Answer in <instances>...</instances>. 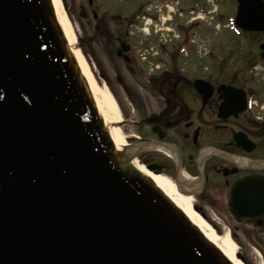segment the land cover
Here are the masks:
<instances>
[{
    "label": "water",
    "instance_id": "1",
    "mask_svg": "<svg viewBox=\"0 0 264 264\" xmlns=\"http://www.w3.org/2000/svg\"><path fill=\"white\" fill-rule=\"evenodd\" d=\"M238 3L244 30H264L263 0ZM103 128L51 0H0V264H164L179 239L230 264ZM134 213L159 233H137Z\"/></svg>",
    "mask_w": 264,
    "mask_h": 264
},
{
    "label": "flooded vegetation",
    "instance_id": "2",
    "mask_svg": "<svg viewBox=\"0 0 264 264\" xmlns=\"http://www.w3.org/2000/svg\"><path fill=\"white\" fill-rule=\"evenodd\" d=\"M113 1L117 2L120 15L124 16L123 8L127 0ZM134 2L132 0L131 4L140 11L144 10V6H137ZM123 18L125 21L121 26L124 27L121 28V37L117 39H123L129 44L132 39L128 37L126 29L134 25V14ZM94 20L98 21L97 16H94ZM96 31L99 29L96 28ZM249 36L253 41L249 40L246 48L249 50L248 55L245 52L242 55L246 62L240 61L241 56L238 57L236 53L227 58L219 56L214 62V69L204 78L179 73L164 81L161 87L155 88V94L162 97L165 108L158 109L159 114L153 115L152 119L159 126L158 129L166 139L163 144L169 148L173 157L169 160L170 166L161 161L154 164L158 170L167 169L175 182H178L180 167L196 178L195 183L185 190L194 195L199 203L201 201L224 208L235 223V237H238L241 226L246 224L252 227L251 231H246L249 237L257 233L264 238V70H252L257 63L262 62L264 33ZM111 43L113 41L107 37V46H111ZM111 47L114 52V46ZM132 51L131 45L126 56L133 62ZM239 62L241 65L246 64L247 68H238ZM261 64L264 66L263 62ZM130 77H137V73L130 74ZM196 80L209 83L205 88L212 92L210 97L200 93L194 85ZM223 87L232 88L226 91H231L229 95L235 107L234 113L224 119L219 117V107L226 99L224 90H221ZM122 88L126 93L133 89L125 83ZM171 136L174 139L168 141ZM155 139L160 143L159 137ZM207 149H212V152L204 161L198 159L203 150L207 153ZM252 176L259 177L262 183L258 184V193L253 194L258 197L254 200L256 205L253 208L257 218L239 221L231 214L229 207L232 187L236 182ZM199 210L205 216L201 207ZM241 234L244 235L243 232Z\"/></svg>",
    "mask_w": 264,
    "mask_h": 264
},
{
    "label": "rangeland",
    "instance_id": "3",
    "mask_svg": "<svg viewBox=\"0 0 264 264\" xmlns=\"http://www.w3.org/2000/svg\"><path fill=\"white\" fill-rule=\"evenodd\" d=\"M189 6L195 5V7L206 6L208 1H197V0H188ZM212 1V0H210ZM219 4L217 17L211 18L205 16H200L201 20L204 19L205 22L201 23L202 25L193 27L198 31L199 35H202L201 40H198L197 51L203 55L207 51L211 52L212 55L218 56V51L222 50V45L227 46L228 44L232 45L235 43L236 38L231 32L226 30L228 28V15L234 14L235 0H214ZM63 5V10L67 15V18L70 24L73 27L75 34L77 35V41L74 48L80 51L88 63L90 69L93 72L99 87L112 96L117 104L119 113L123 122L118 126L122 132L128 137L130 135H140L145 144H147L150 139L156 140L150 133V123H147V117L157 116L159 114L158 107L165 108V103L162 97H158L155 94V91L151 89V85L147 83V79L144 75H138L136 78H131L128 74V68L126 64L116 57V48L119 47V42L117 38L121 36V28H123L122 22L125 21L123 17H130L135 14V10L129 6H126L124 9V16L120 15V7L116 1L113 0H93V6H88V0H61ZM169 0H158V4H153L149 7V10L152 14H162L163 19H161L160 25H156L157 32L159 35L157 37L161 39H172L168 38L165 33L167 28L164 29L162 23L166 22V19L169 18L170 10L167 8ZM180 7L183 11H187L189 7L186 3L181 2ZM155 6V7H154ZM82 16L87 19H84ZM94 16H97L98 21L94 20ZM191 13L182 14V19L179 20L180 25L183 23L187 26L190 22ZM139 22H135V27L133 32L136 34L140 33L137 30L139 27ZM211 24V25H209ZM217 25V26H216ZM96 28L99 31H96ZM186 28V27H185ZM218 28V31H217ZM217 31V32H216ZM219 32V33H218ZM152 35L141 33L139 39L136 40L135 45H140V42L152 45L155 42V34L153 30L151 31ZM177 33H180L178 30ZM217 35H216V34ZM109 38L113 41L111 46H114L115 50L112 52V47L107 46L106 38ZM260 39V38H259ZM253 41L250 37L244 36L241 38L238 43L235 45L236 55L241 56L240 61H245L242 57L245 52L248 55L249 50L248 43ZM255 41V40H254ZM170 45L171 43L168 42ZM226 52L224 51L223 54ZM211 59L216 61V58L212 57ZM193 56H191V60ZM203 67L209 65L212 67V61L210 59H204V61H198ZM246 62V61H245ZM257 62H261L257 60ZM256 62V63H257ZM262 63V62H261ZM257 63L259 67L256 70L263 69V65ZM240 69L247 68L246 64L241 65L238 63ZM199 78H204L205 75L198 73ZM121 81V82H119ZM133 87L129 89L126 93L124 88L121 86L123 84ZM172 133V132H171ZM137 135V136H138ZM174 136L169 137L168 141H172ZM149 140V141H148ZM146 146V145H145ZM148 147V146H147ZM150 147V146H149ZM146 161H149V158L143 156ZM158 159V158H155ZM208 203H196L198 207H201L204 211H207L209 219H214L219 223L224 224L223 233L219 231V235L222 236L225 233H229V230L234 231L235 223L229 217L225 209H221L219 205H207ZM208 223V217H204ZM243 226V227H242ZM241 229L238 230V237H234V242L238 246L239 253L243 256L247 264H264V238L259 234L255 233L254 237H249L246 231H251L252 227H248L246 224L242 225ZM214 227V226H213ZM217 229L216 227H214ZM218 230V229H217ZM244 233L241 234V233ZM256 248V250H254Z\"/></svg>",
    "mask_w": 264,
    "mask_h": 264
},
{
    "label": "bare ground",
    "instance_id": "4",
    "mask_svg": "<svg viewBox=\"0 0 264 264\" xmlns=\"http://www.w3.org/2000/svg\"><path fill=\"white\" fill-rule=\"evenodd\" d=\"M52 2L69 47L73 51L82 74L89 84L97 112L99 113L100 118L104 121L105 128L103 129L109 133L111 137L116 157H120V159L126 163V167L139 171L146 179L151 180L160 194L163 195V197L166 198L176 209L181 211L191 221V223L199 229L206 240L218 252L225 256L226 260L230 261L232 264H247L243 256L239 253L238 246L235 244V240L233 239V236L231 237L230 232L225 236L219 235V231L222 232L224 230V224L219 223L214 219H209L207 211H203L205 215L204 217H208L206 219L211 222L208 223L205 218H203V214L196 205L192 194L185 190L187 186L195 183L196 178H193L188 171L180 167L179 174L177 175V181L181 186V190H179L175 182L172 181L174 180V177L169 171H167V169L154 170L151 168L155 162L159 161L166 164V166H170L169 160H172L171 156L173 157V155L169 152L168 148L165 146L153 148L147 147L143 144L144 139L140 135L137 134V136L134 133V135L127 137L118 127L123 120L115 100L112 96L104 93V91L99 87L95 77L93 76V72L82 53L74 48L77 41V35L75 34L73 27L63 10L61 0H52ZM157 109H159V107ZM210 152H212V149H207L206 154L203 150V152L198 156V159L204 161ZM143 156L149 158V161H146Z\"/></svg>",
    "mask_w": 264,
    "mask_h": 264
}]
</instances>
